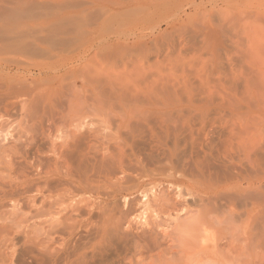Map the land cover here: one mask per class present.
<instances>
[{"label":"rangeland","instance_id":"obj_1","mask_svg":"<svg viewBox=\"0 0 264 264\" xmlns=\"http://www.w3.org/2000/svg\"><path fill=\"white\" fill-rule=\"evenodd\" d=\"M10 16L0 264H264V0H0Z\"/></svg>","mask_w":264,"mask_h":264},{"label":"bare ground","instance_id":"obj_2","mask_svg":"<svg viewBox=\"0 0 264 264\" xmlns=\"http://www.w3.org/2000/svg\"><path fill=\"white\" fill-rule=\"evenodd\" d=\"M41 16H42V14H41ZM46 17H47V16H46ZM48 17H49V16H48ZM43 18H44V17H43ZM30 19H31V18H30ZM33 19H35V18H33ZM46 19H48V18H46ZM46 19H45L44 21H40V22H38V23L36 24V29H35V30L38 29V30H43V31H44L45 27L48 26V24H47L48 22L46 21ZM15 20H16V19H15ZM31 20H32V19H31ZM13 21H14V16H10V17H8V19L6 18L5 22L2 23V25L0 26V33H2V32H3V33H5V32H10V33H12V31H13V33H14V29L16 28V25L18 24V22H16L17 24H14L15 22L13 23ZM19 22H20V21H19ZM36 22H37V21H36ZM26 23H27V22H25V24H26ZM25 24H24V25H25ZM19 25H21V24H19ZM19 25H17V26H19ZM27 25H28V24H27ZM34 25H35V23H34ZM49 26H50V25H49ZM19 27H20V26H19ZM25 28H26V27H25ZM43 28H44V29H43ZM10 29H12V31H11ZM47 29H48V28H47ZM15 30H17V29H15ZM22 30H23V28H22ZM31 30H34V27L31 28ZM48 30H49V29H48ZM48 30H47V31H48ZM49 31H50V30H49ZM53 31H54V30H53ZM16 32H17V31H16ZM27 32H28V31H27ZM30 32H32V31H30ZM40 32H41V31H40ZM44 32H45V31H44ZM51 33H52V30H51ZM19 34H20V33H19ZM29 34H30V33H29ZM29 34H27V37H28ZM32 34H33V33H31V35H29V37L32 36ZM37 34H39V31L37 32ZM47 34H48V33H46V35H47ZM25 35H26V34H25ZM25 35H24V36H25ZM44 35H45V33H44ZM44 35H42V37H44ZM16 36H17V35H16ZM20 36L23 37V34L20 35ZM20 36H19V37H20ZM27 37H25L24 39H26ZM29 37H28L27 39H29ZM33 38H34V39H37V38H35L34 34H33V36H32V39H33ZM39 38L41 39V36H40ZM39 38L36 40V41L39 40V43H40V42L43 43V41H45L44 39H43V41H40ZM34 39H33L34 42L32 43V42L30 41V40H31V37H30V40H28V42H31V43H27V44H31V45H32V44H35L36 42H35ZM17 40H18V39H17ZM17 40H16V41H17ZM21 41H22V40H21ZM21 41H20V43H21ZM26 41H27V40H24L23 42H26ZM23 42H22V43H23ZM22 43H21V44H22ZM39 43H38V44H39ZM14 45H15V46H14ZM24 45H25V44H24ZM36 45H37V43H36ZM45 45H46V44H45ZM11 46L14 47V48L16 49L17 43H16V44H13V43H12V45H9L8 48H9V47L11 48ZM26 47H27V45H26ZM49 47H50V46H49ZM49 47H48V50H47V51H46V50H44V51L47 52V53H46L47 55L50 54V58H51V59H52L53 56H55V57H57V58H58V57H59V58H60V57L62 58L63 55H60V54H56V53H54L53 50H52V48L49 49ZM14 48H13V49H14ZM20 48H21V47H20ZM37 48H38V47H37ZM44 48H45V47H44ZM15 49H14V50H15ZM18 49H19V48H18ZM38 49H39V48H38ZM45 49H46V48H45ZM8 50H9V49H8ZM10 50H12V49H10ZM18 53H19V52H18ZM44 54H45V52H44ZM51 55H52V56H51ZM43 57H44V56H43ZM48 57H49V56H47V58H48ZM47 58H46V59H47ZM72 59H74V57H72V56L69 57V58L63 57L62 60H60V61H61L62 63H63V62L66 63L67 61L69 62V61H71ZM20 63H21V65L24 66V67H25V66L28 67V66L31 64V63L28 64L25 60L20 61ZM33 65H34V64H32V66H33ZM30 66H31V65H30ZM32 66H31V67H32ZM33 67H34V66H33ZM36 67H37V65H36ZM47 69H48V67L46 66V64L43 65V66H40V71L42 70L41 72L44 73L45 76H49L48 72H46ZM36 90H37V89H36ZM34 91H35V90H34ZM34 91H32V92H34ZM78 120H80V118H79V117H76V116H74V119H71V121H78ZM255 161H258V160H255ZM46 175H47V174H46ZM72 175H73V174H72ZM66 177H67V176H66ZM70 178H71V177H70ZM80 178H81V176H80ZM69 180H70V179H69ZM80 181H81V180H80ZM52 182H53V181H51V180L47 177V178H45V180H44V186H46V187L48 186V187H49L50 184H52ZM57 182H58V181H57ZM59 183H60V182H59ZM70 183L72 184L71 181H70ZM64 184H65V183H64ZM68 184H69V183H68ZM39 191H40V190H39ZM204 252H205L204 254H205V255H208L209 257H213V258L216 257V256H215V255H216V252H215L214 249H212V250L207 249V251L204 250Z\"/></svg>","mask_w":264,"mask_h":264}]
</instances>
